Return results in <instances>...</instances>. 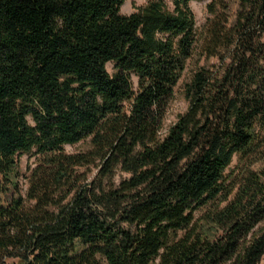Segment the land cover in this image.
<instances>
[{
	"label": "trees",
	"instance_id": "trees-1",
	"mask_svg": "<svg viewBox=\"0 0 264 264\" xmlns=\"http://www.w3.org/2000/svg\"><path fill=\"white\" fill-rule=\"evenodd\" d=\"M125 1L0 0V264H261L264 0Z\"/></svg>",
	"mask_w": 264,
	"mask_h": 264
},
{
	"label": "rangeland",
	"instance_id": "rangeland-1",
	"mask_svg": "<svg viewBox=\"0 0 264 264\" xmlns=\"http://www.w3.org/2000/svg\"><path fill=\"white\" fill-rule=\"evenodd\" d=\"M149 0H126L121 6L120 11L122 14L129 15L131 12H134L137 10V8L143 7ZM211 0H203V1H191L190 8L193 9L194 15H195V23L198 29V32H203L206 22L208 18H211V15L208 13L207 4ZM166 5H168L170 8L172 7V0H164ZM232 10L235 11L237 9V6L233 3ZM202 45L203 43L200 41L199 45L197 47V50L195 51V55L193 58L188 62L187 68L185 73L182 75L178 86L175 89L174 98L171 100V103L167 109V113L165 115L166 119L164 121V130H165L173 124L177 118L178 115L182 112H184L188 107V101H186V98L184 96V84L186 81L190 79L192 76L194 70L198 68L199 66H206L209 65V63L215 62V59L211 58L209 62H207L205 55L202 54ZM111 64H107V69L109 72H111ZM89 147V141H81L72 145H65L64 151L67 153L72 152H81L86 151ZM34 163V157L29 155H23L19 159V168L22 171V173H26L27 171V165ZM237 161L234 158L233 163L231 165V168L236 165ZM95 173V170L91 168V171L88 173V178H91ZM120 175V174H119ZM119 175H117L116 179H119ZM21 183L24 184V189H26V185L24 181L22 180ZM261 226L264 227V221L261 224ZM264 264V257L262 260V263Z\"/></svg>",
	"mask_w": 264,
	"mask_h": 264
}]
</instances>
